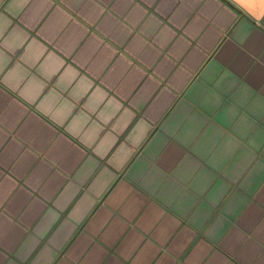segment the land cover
<instances>
[{
  "label": "crops",
  "instance_id": "obj_1",
  "mask_svg": "<svg viewBox=\"0 0 264 264\" xmlns=\"http://www.w3.org/2000/svg\"><path fill=\"white\" fill-rule=\"evenodd\" d=\"M0 264H264V0H0Z\"/></svg>",
  "mask_w": 264,
  "mask_h": 264
}]
</instances>
